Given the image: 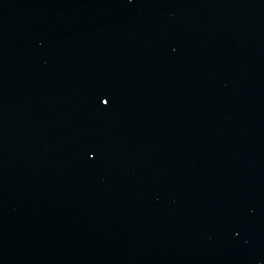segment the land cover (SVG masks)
Returning a JSON list of instances; mask_svg holds the SVG:
<instances>
[{
  "label": "water",
  "instance_id": "obj_1",
  "mask_svg": "<svg viewBox=\"0 0 264 264\" xmlns=\"http://www.w3.org/2000/svg\"><path fill=\"white\" fill-rule=\"evenodd\" d=\"M0 264H264V0H0Z\"/></svg>",
  "mask_w": 264,
  "mask_h": 264
},
{
  "label": "snow or ice",
  "instance_id": "obj_2",
  "mask_svg": "<svg viewBox=\"0 0 264 264\" xmlns=\"http://www.w3.org/2000/svg\"><path fill=\"white\" fill-rule=\"evenodd\" d=\"M103 103H104L105 105H107V104L110 103V101L106 99V100L103 101Z\"/></svg>",
  "mask_w": 264,
  "mask_h": 264
}]
</instances>
